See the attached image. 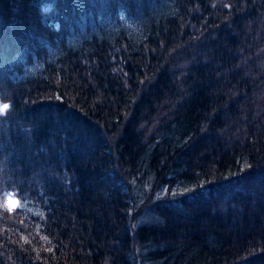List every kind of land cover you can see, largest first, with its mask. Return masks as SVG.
Returning <instances> with one entry per match:
<instances>
[{"label": "trees", "instance_id": "1", "mask_svg": "<svg viewBox=\"0 0 264 264\" xmlns=\"http://www.w3.org/2000/svg\"><path fill=\"white\" fill-rule=\"evenodd\" d=\"M211 1L0 0V264H264V28L233 73ZM160 166L186 193L134 210Z\"/></svg>", "mask_w": 264, "mask_h": 264}, {"label": "rangeland", "instance_id": "2", "mask_svg": "<svg viewBox=\"0 0 264 264\" xmlns=\"http://www.w3.org/2000/svg\"><path fill=\"white\" fill-rule=\"evenodd\" d=\"M208 7H209V3H208ZM249 23V22H248ZM246 24V31H245V34H249L248 36V38L249 39H251V29H249L248 28V25L249 24ZM240 31H236L235 30V32L234 33H239ZM246 45V43L245 42H243L242 41V37H240L239 39H238V45L236 46V51H235V54L233 55V57L236 55V56H239L240 58H239V63L235 66V68L237 69V70H239V69H241L242 68V66L245 64L246 65V61H245V59H246V56H247V54H244V55H242V53H241V48L242 47H244ZM247 67V66H246ZM244 75L247 77V74H246V72H244ZM4 100H5V102L7 103H4V102H2V100H0V119L3 117V116H5L6 114H5V112L7 111V109H8V103H9V97H8V94L7 93H5V95H4ZM259 110V108H257V110H255V112H254V114L257 112ZM14 128V127H13ZM18 129H19V127H18ZM17 129H15L14 128V131H16ZM2 131V130H1ZM1 131H0V135H1ZM15 134H16V132H15ZM4 137H5V133H4ZM7 137H8V134H7ZM6 137V138H7ZM3 140H4V138H3ZM0 142H1V137H0ZM6 150V149H5ZM1 151H3V147H1L0 146V152ZM1 153H3V152H1ZM8 177L10 178L11 177V175L10 174H8ZM144 192H145V190H144ZM5 201H6V198H5V196H4V198H3V202L5 203ZM1 210V209H0ZM1 214V213H0ZM1 253V252H0Z\"/></svg>", "mask_w": 264, "mask_h": 264}, {"label": "bare ground", "instance_id": "3", "mask_svg": "<svg viewBox=\"0 0 264 264\" xmlns=\"http://www.w3.org/2000/svg\"><path fill=\"white\" fill-rule=\"evenodd\" d=\"M173 257V256H172Z\"/></svg>", "mask_w": 264, "mask_h": 264}]
</instances>
